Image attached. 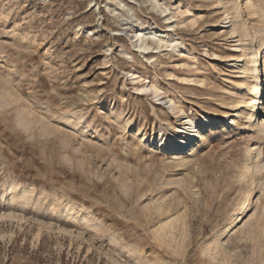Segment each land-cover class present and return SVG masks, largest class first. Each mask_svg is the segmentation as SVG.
I'll return each instance as SVG.
<instances>
[{
	"label": "rangeland",
	"instance_id": "obj_1",
	"mask_svg": "<svg viewBox=\"0 0 264 264\" xmlns=\"http://www.w3.org/2000/svg\"><path fill=\"white\" fill-rule=\"evenodd\" d=\"M255 57L264 82V0H0V264H264ZM238 104L184 158L146 142Z\"/></svg>",
	"mask_w": 264,
	"mask_h": 264
},
{
	"label": "bare ground",
	"instance_id": "obj_2",
	"mask_svg": "<svg viewBox=\"0 0 264 264\" xmlns=\"http://www.w3.org/2000/svg\"><path fill=\"white\" fill-rule=\"evenodd\" d=\"M224 14L225 15L223 16L222 23H230L231 16L229 12L226 10ZM228 26H231V23ZM231 30L232 33L235 32L233 28H231ZM135 31L136 32L134 34V38H136V41H138V45H136L137 48L139 50H147L149 49V46L143 38V35L155 33L159 30L156 28V26L153 25L144 28L138 27ZM162 38L163 41L166 40L165 35H163ZM160 41H162V39L158 40V44L160 43ZM235 41L238 43L239 38ZM236 42L235 45L237 46ZM182 48L184 47L181 42H175L176 50ZM238 50L240 49L238 48ZM233 62L241 64L240 66L243 69L246 66V63L242 62L238 58L233 59ZM260 65L261 60L259 59V57H255L250 69L252 78H254L255 82L252 83L250 87H248V92L253 95V98L250 99L249 104L245 107V109L247 110V114H249L250 116V122L257 121V112L261 108V104L264 98V82L260 75ZM126 75L130 78H133L134 72L128 71L126 72ZM138 90L139 92L141 91L151 94L154 99L157 100V104L164 105L169 113L173 114L179 111L175 101L171 98L165 97L163 93L160 92L155 86L145 84L138 88ZM161 93L163 96H161ZM251 112H253L254 114H250ZM180 114V120L182 121L181 125H179L170 133L168 132L169 135H166L159 129V135H152L150 137H146V142L149 145L155 147L157 150L162 151L165 155H172L174 157L184 158L185 156L194 153V151L198 148L200 139L202 137H205L209 132L215 131L221 127H229L234 122V120L240 116L241 109L238 104V106H236L232 112H207L205 110H202L200 111V113H198L197 117L188 115L184 112H180ZM152 115L153 117L157 118L154 112H152ZM261 125L264 126L263 123ZM143 136H145V134H143ZM181 152L186 154H181ZM253 181L254 179L250 181V189H248L247 193L244 195L241 204L233 210V212L228 216V218L224 222L220 230L222 235L229 233L234 227H236L239 219L241 218V215L250 207L251 197L256 188V184Z\"/></svg>",
	"mask_w": 264,
	"mask_h": 264
}]
</instances>
